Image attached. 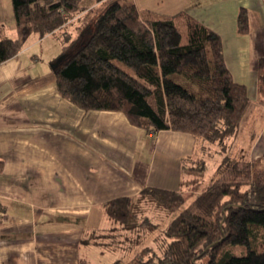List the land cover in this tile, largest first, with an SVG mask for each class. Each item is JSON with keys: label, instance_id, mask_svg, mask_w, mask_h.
Returning <instances> with one entry per match:
<instances>
[{"label": "trees", "instance_id": "1", "mask_svg": "<svg viewBox=\"0 0 264 264\" xmlns=\"http://www.w3.org/2000/svg\"><path fill=\"white\" fill-rule=\"evenodd\" d=\"M97 1L103 5L91 9L80 33L63 45L61 55H68L54 69L61 95L84 109L122 111L147 132L193 134L203 157L195 164L185 161L183 170L195 178L205 172L208 152L222 156L218 175L196 194L148 186L137 196L107 201L113 225L98 243L133 251L126 264H264V154L253 160L229 154L251 96L234 79L220 34L186 11L141 13L133 0ZM12 3L18 36L0 38V63L17 54L31 34L63 28L87 8L80 0ZM249 29L242 8L238 30ZM258 86L264 93V57ZM147 204L165 212L164 226L151 221ZM156 228L162 237L159 249V243H142ZM234 245L245 252L232 253Z\"/></svg>", "mask_w": 264, "mask_h": 264}, {"label": "crops", "instance_id": "2", "mask_svg": "<svg viewBox=\"0 0 264 264\" xmlns=\"http://www.w3.org/2000/svg\"><path fill=\"white\" fill-rule=\"evenodd\" d=\"M133 1L141 13L186 11L220 34L229 69L251 96L230 156L253 160L263 154L258 77L264 0ZM242 8L250 23L245 33L238 30ZM63 29L31 34L0 63V264H87L85 249L91 255L99 235L113 225L107 201L137 196L148 186L196 194L218 173L222 156L216 152L205 155L199 178L183 170L185 161L203 157L191 133L147 132L122 111L84 109L62 96L53 63L65 45L58 36ZM17 36L12 0H0V38Z\"/></svg>", "mask_w": 264, "mask_h": 264}, {"label": "rangeland", "instance_id": "3", "mask_svg": "<svg viewBox=\"0 0 264 264\" xmlns=\"http://www.w3.org/2000/svg\"><path fill=\"white\" fill-rule=\"evenodd\" d=\"M80 2H81V5L83 6L87 5V8L82 11H79L75 16H72L70 20L68 21L67 26H65V29L58 32L59 42H62L63 44L70 42V39H72L66 35V30L69 32L71 31L73 34L76 33V35L80 33V30L85 26V23L87 22V18H88L87 16H89L92 13L90 10L93 8H96L97 10L98 8H100V6L103 5L102 4L103 1H97V0H80ZM76 29H78L77 32H76ZM48 40L50 41V39ZM52 40H55V39H52ZM52 45H50L49 47L50 48L53 47ZM61 49H62V46H61ZM215 159L216 158L214 157H210L208 161L210 162L211 165H216ZM217 175L218 173L215 175V177ZM189 201H190V198H189ZM147 212L149 214L151 221H154V222L159 221L161 226H164L167 220L169 219L165 216V212L163 210L160 211V209L154 208L153 205L151 204H147ZM142 235H144V233H142ZM161 239L162 237H161L159 228H156L153 230L149 229V231L145 233L144 240L142 243L144 244L148 243L151 245H157V243H159L157 245V248L159 249ZM140 246L141 244L136 246L135 250L140 249ZM102 248L103 246L101 245L92 246L93 250H92L91 255H89L90 248L87 247L85 249V252L87 254L86 256H88V259H89L87 264H112L116 260H120V263L118 264H126L127 261L131 259L132 255L134 254L133 251L128 252V250H122V249L109 250L106 248H103V249ZM230 251L235 254H242L245 252V247L241 245L230 246Z\"/></svg>", "mask_w": 264, "mask_h": 264}, {"label": "water", "instance_id": "4", "mask_svg": "<svg viewBox=\"0 0 264 264\" xmlns=\"http://www.w3.org/2000/svg\"><path fill=\"white\" fill-rule=\"evenodd\" d=\"M67 55L68 53H64L60 55L58 58H56V60L53 63V68L55 69L67 57Z\"/></svg>", "mask_w": 264, "mask_h": 264}]
</instances>
